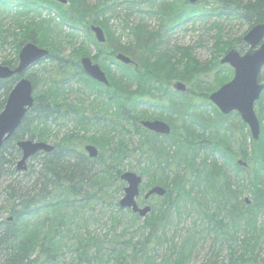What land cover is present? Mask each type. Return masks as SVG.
Masks as SVG:
<instances>
[{"label": "trees", "instance_id": "1", "mask_svg": "<svg viewBox=\"0 0 264 264\" xmlns=\"http://www.w3.org/2000/svg\"><path fill=\"white\" fill-rule=\"evenodd\" d=\"M88 1L69 0V7L63 9L61 4L52 0H0L3 8L15 12L14 22L19 30L11 32L16 47L15 55L24 43L32 41L41 48H47L51 56L46 60L56 61L61 66L60 69H63L62 63L65 62L58 57L60 34L55 33V28H51L49 20L36 21L35 14L39 16L41 9H47L49 13L56 11L61 25L68 24L71 29L77 24H83L87 30L90 24L101 26L107 42H95L97 53L92 59L100 63L107 72L111 84L110 87H105L93 81L82 72L81 64L76 60L74 64L77 72L84 77L85 84L96 98L89 110L83 108L81 103L74 104L65 99L63 93L69 78L52 83L49 90L34 92L33 107L23 118L22 125L13 137L5 141L0 149V264H61L62 248L68 247V236H73L77 241L76 248H73L76 252L73 259L76 262L68 264H78L77 260L89 262V256L93 255H89L90 252L85 247L100 240L88 232L84 234V238H78L74 227L81 214L93 213L95 206L102 207L106 201H111L115 209L121 210L119 198L124 184L120 176L124 173L125 160L132 156L134 150L128 148L127 139L117 138V135L125 132L128 123H132L135 132L144 138L138 148L142 150L141 155L145 157L146 164L141 173L151 171L152 186L161 185L167 189V195L159 197L162 204L160 209L152 208L151 213L139 225L143 230L149 231L150 237L156 239V246L161 243L159 228L165 224L169 213L172 210L179 212L187 203H201L196 190L204 187L210 200L217 203L215 215L211 214V219L217 217L216 221L212 220L217 228L214 234L223 238H232L239 233L243 236L251 234L246 245L251 246L253 251L261 235H264V125L261 126L257 141L250 138L249 132L245 134L236 152L232 149V144L235 141L237 143V140L226 124L232 116L220 114L216 109L214 118L187 112L188 103L182 95H179L177 101L172 96H169L166 103L159 101L161 96L153 94V90L160 89L159 72L153 62L159 55L156 52L160 42L157 38L159 30L149 34L142 24L136 25L127 33V40L123 41L120 36L116 37L110 32L108 15L113 14L118 7L129 10L134 5L145 2L149 5L145 13L157 16L162 23L164 21L159 28H174L185 19L210 15L243 18L250 24V29L254 24L264 21V0H212L216 7L209 9H198V5L192 6L186 0L180 2V5L174 0H100L95 5H90ZM201 2L204 0L199 1ZM141 32L143 35L139 34ZM85 47L78 46L73 52L87 56ZM231 47L242 52L247 46L241 37L233 43H226L225 49ZM120 52L129 55L135 64L117 63L120 74H115L111 68L107 70L106 61L115 63L113 55ZM2 64L15 67L17 58ZM30 76L26 74L37 90V81ZM18 78L13 76L9 80L0 79V112ZM204 90L210 92L211 88L204 87ZM261 97L257 102L259 106L262 103ZM144 103L160 108L161 119L172 126L170 135H156L137 123L144 114L137 111L140 110V104ZM184 112L188 120L184 119ZM58 119H73L75 126L64 136L55 139L53 151L39 152L30 159L38 160L36 166H28L25 172L17 171L15 164L21 157L17 140L29 138L46 142L49 139L50 124ZM178 119H181L183 128L179 132L174 121ZM90 126L95 129L93 133L87 128ZM198 132L206 135L202 137ZM91 143L100 151L97 158H90L84 152V146ZM201 143H209L210 153H218L223 157V163L218 164L216 160L209 163L206 158L199 161ZM233 154L243 157L253 167L249 191L253 195L254 205L249 208H243L244 201L239 199L243 192L242 185H239L240 188L238 185L236 187L237 181L233 182L226 173V168L235 173L245 169L234 162ZM20 174L27 180L15 177ZM170 174L172 176L169 177ZM3 179H11L13 182L9 181L2 189ZM112 193H116L115 196ZM229 202L231 206L227 207ZM126 212L133 220L140 219L131 210L127 209ZM220 214H223L222 218L219 217ZM202 215L207 216L206 213ZM261 215L263 220H260ZM110 222L113 227L121 222L120 217L112 216ZM123 250L124 248L120 251ZM97 256L96 252L94 258ZM238 258L232 256L229 264L246 262L244 256ZM118 261L122 263V259Z\"/></svg>", "mask_w": 264, "mask_h": 264}, {"label": "rangeland", "instance_id": "2", "mask_svg": "<svg viewBox=\"0 0 264 264\" xmlns=\"http://www.w3.org/2000/svg\"><path fill=\"white\" fill-rule=\"evenodd\" d=\"M98 1L100 0H89L88 3L90 5H95ZM174 1H176L177 4L184 2V0ZM241 1L249 2L251 0ZM1 5L0 3V63H3L18 58V55H15L16 47L11 32H19V30L14 22L15 12L8 8L5 9ZM69 5H62V8L66 9ZM197 7H199L198 9H209L210 7H216V4L212 0H204V2H201ZM148 8L149 5L145 2L140 5H134L133 9L129 10L118 7L113 14H107L110 32L114 33L116 37L120 36V39L123 41H126L127 33H130L132 27L136 25L142 24L149 34L159 30V32L157 31L159 33L157 38L160 42L156 51L159 54L157 56L159 62L155 67L159 72L160 83L158 87L160 89L153 90V94L161 96L162 99L159 101L162 103L168 102L169 96H172L176 101L179 95L185 96L186 103H188L189 107L187 112L202 115L204 118H214L215 109L218 112L219 110L215 104L209 100V96L212 92L221 87L222 84L231 81L233 76V68H230L226 64H221L222 56L228 50V48L225 49V45L226 43H233L238 38H241L249 29L250 24L243 18L232 19L207 15V17L185 19L184 22L175 25L174 28H169L167 26L159 28L158 26H160L162 22L157 16L146 14L145 12ZM35 17L36 21H41V19L49 20L51 28H55V33L58 32L60 34V44L58 47L60 51L58 52V57L65 61L62 63L63 69H60L61 66H59L56 61L48 59L35 64L26 71L27 75H31L30 77L35 78L37 81V90H35V93H39L41 90H49L52 83L56 84L60 79L69 78L70 81L66 83L63 93L65 99L74 104L81 103L83 108L89 110L96 98L92 95L89 86L85 84L84 77L77 72V66L74 62L79 60L82 56L76 52L74 53L73 50L77 49L78 46H86L84 50L88 52L87 55L90 58L94 55L96 56L97 47L95 42L98 41L95 40L94 34L91 30H87L83 24H77L74 29H71L68 24L61 25L58 13L53 10L49 13V10L41 9L40 15L38 16L35 14ZM54 18L55 20H53ZM139 34L143 35V32ZM113 59L115 63L106 61V65L108 66L107 70L111 68L113 73L120 74V69L117 66L119 62L116 61L115 55H113ZM153 62L155 63V60H153ZM60 71H63V73ZM259 78L264 83V70L260 73ZM177 81H181L186 85V93L175 91L174 84L177 83ZM204 87L211 88L210 92L205 91ZM213 87L216 88L212 89ZM261 100L262 103L260 106L255 103L254 111H256L262 126L264 125V93L262 94ZM140 105L141 111L139 110L137 112L144 114L137 121L139 125H141V122L145 121V119H161L160 108L146 103ZM233 114L238 113L233 112L229 114L228 116L232 117L227 120L226 124L231 128L233 138L237 140V143H235V141L232 144V149L237 152V147H240L239 144L242 141L241 138L249 132V127L246 123L242 122L239 114L238 116ZM184 119L188 120V116L185 112ZM174 121L175 126H177V132L182 131L181 119ZM238 121H240V123ZM241 123L245 125V128H243ZM74 126L73 119H58L55 123L50 124L49 139L46 140V142L53 144L55 139L64 136ZM87 128L91 130V133L95 131L91 126ZM135 131L136 130L132 128V123H128L125 126V132L117 135V138L122 137L127 139V143L129 144L128 148L134 150L132 156L125 160L124 172L131 171L142 176L140 196L137 198V202L142 204V202H144L145 193L153 187L151 182L152 172L147 171L143 174L141 173V170L146 167V164L144 160L145 157L141 155L142 150L138 148L140 144L144 142V138L140 137ZM201 132L197 134L204 137L206 133L203 132L202 134ZM249 142L248 140V143ZM91 144L99 151L95 144ZM208 144L209 143L199 144V161L206 158L209 163L216 160L218 164H222L224 161L223 157L218 153H213L212 155ZM247 151L250 152L248 147ZM234 156L235 154L232 155L233 158ZM240 160L246 163L245 166L240 165L245 168L243 171L235 173L232 169L227 170L226 168V173L231 177L233 182L237 181L235 184L236 187L238 185V188H240L239 185H242L241 190L243 192L242 195L239 196V199L244 201L243 208H249L254 205L252 200L253 195L249 191V182L251 180L250 176L253 167L243 157L235 156V163ZM37 162V159L29 160L27 165L36 166ZM168 176L170 177L172 174ZM15 177L20 180L26 179V177H23V174ZM9 181L13 182L11 179H3L1 188L3 189ZM124 186H126V184ZM262 189L264 194V180ZM196 192H198L197 197H200L199 200L201 203H193V205L192 203H187L186 206H182L179 212L172 210L165 224H162L161 228H159L160 232L158 235L161 237V243L158 246H156V239L150 237L149 231L139 227L143 222L141 218L133 220L132 216H130L126 210L115 209L111 201H108V203L106 201L102 207L95 206L93 213L84 212L81 214L78 224L74 227V230L78 234V238H84V234L88 232L94 238L97 237L100 241L94 245L85 247L86 250L90 252L89 255H93L92 257L89 256V262H80V260H77V263L229 264L232 256L236 258L239 257L238 259L244 256V258H246L244 264H264V235H261L256 243L258 245L253 248V251L251 246L246 245L251 234L243 236L239 233V235L236 234L232 238H223L218 234L216 236L214 232L216 233L217 228L214 222L217 220V217L215 219L213 218L215 221H212L211 214L213 213L215 215L217 203L210 200L204 187H200ZM115 194L116 193H112L113 196H115ZM122 197L123 193L119 200ZM231 201L236 202L233 199H231ZM147 205H151L154 209H160L162 205L161 199L152 197L148 199ZM230 206L231 203L229 202L227 207ZM240 206L242 207V205ZM204 213H206L207 216L204 217L202 215ZM222 215L223 214H220L219 217L222 218ZM112 216L120 217L121 221L117 222L113 227H111L110 222ZM260 220H263V215H261ZM67 239L66 245L68 247L62 248L63 254L60 256L61 264L74 262L75 259L73 258L76 257V252L73 251V248H76L77 241L73 236H68ZM122 248H124V250L121 252L120 250H122ZM96 252L98 256L95 259L94 256ZM120 259H122V263L118 261Z\"/></svg>", "mask_w": 264, "mask_h": 264}, {"label": "water", "instance_id": "3", "mask_svg": "<svg viewBox=\"0 0 264 264\" xmlns=\"http://www.w3.org/2000/svg\"><path fill=\"white\" fill-rule=\"evenodd\" d=\"M60 4H68V0H53ZM189 3L195 4L198 0H188ZM96 39L104 43L105 35L100 26H91ZM243 42L248 46V49L242 54L235 48H230L221 59L222 64H229L234 69L232 80L221 85L219 89L210 94L209 100L212 101L219 111L224 114H230L236 111L241 116L244 123L249 126L250 134L253 140L257 141L260 137L261 122H259L256 111H254L255 102L264 91V83L260 82L259 74L264 69V21L257 23L244 35ZM18 65L15 68L0 64V79H10L17 75L19 80L12 87L11 92L7 97L4 108L0 114V148L5 140L13 137L15 131L22 125L23 118L33 107V84L24 76L27 69L33 64L49 57V50L39 47L36 43L28 42L22 46L19 52ZM117 60L125 64H131L132 59L123 53L117 55ZM82 67L85 74H88L98 83L109 86L106 73L103 72L99 64L92 63L89 57L81 59ZM175 88L178 91L184 92L186 86L182 82H177ZM143 127H147L150 131L161 135L170 134L171 126L161 120H145L141 122ZM17 147L21 152V158L17 161L18 170L25 171L27 161L35 156L37 152H51L54 146L50 143L41 141H32L30 139L18 140ZM85 151L88 152L90 158H96L99 151L94 145H86ZM239 165H246L241 160ZM120 179L127 183L124 188V196L119 201V206L123 209H131L133 213L146 217L152 207L150 205L140 206L136 199L140 195V186L142 177L134 172L125 171L120 176ZM166 189L159 185L151 187L145 193V200H148L153 195L164 196Z\"/></svg>", "mask_w": 264, "mask_h": 264}, {"label": "bare ground", "instance_id": "4", "mask_svg": "<svg viewBox=\"0 0 264 264\" xmlns=\"http://www.w3.org/2000/svg\"><path fill=\"white\" fill-rule=\"evenodd\" d=\"M158 40H159V39H158ZM153 60H155V63H156V65H157L158 62H159V60H157V59H153ZM5 141H7V140H5ZM5 141H4V142H5ZM4 142L2 143L3 145H4ZM3 145H2V146H3ZM1 148H2V147H1ZM1 148H0V149H1ZM15 166H16V164H15ZM16 169H17V166H16ZM17 171L24 172L23 170H18V169H17Z\"/></svg>", "mask_w": 264, "mask_h": 264}]
</instances>
